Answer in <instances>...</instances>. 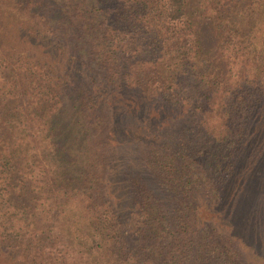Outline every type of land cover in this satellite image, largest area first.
Wrapping results in <instances>:
<instances>
[{"label":"rangeland","instance_id":"374dc122","mask_svg":"<svg viewBox=\"0 0 264 264\" xmlns=\"http://www.w3.org/2000/svg\"><path fill=\"white\" fill-rule=\"evenodd\" d=\"M77 1L67 13L64 0H0V127H5L4 121L10 119L12 127H23L31 134L32 129L35 131L43 123L39 118L43 112L46 120H50V105L37 104L39 101L35 99L38 94L48 93L49 81L45 82L44 74H37L36 69L30 70L29 74L19 71L20 65L33 66L34 57H41L42 52L33 44L43 43L47 47L49 42L58 64L47 58L48 63L55 66L62 77L67 75V81L69 77L77 87L85 86L81 92L70 89L67 104L60 111L66 112L70 119L60 122L58 118L59 133L63 134L68 122L69 128L76 125L75 119L82 117L80 110L90 115L91 123L77 133L73 130L72 142L67 141L65 132L63 139L53 138L56 147L47 149V159L37 157L35 164L30 162L29 166L35 168L34 182L33 178L32 182L28 179L32 187L26 186L24 197L17 191L21 186L16 182L18 177L13 179L18 185L12 198L13 206L17 208L12 210L13 213L7 211L5 223L17 224L18 213H21L18 209L21 208L29 209V212L35 208L38 212L44 209L45 213L34 219L35 229H30L29 234L17 235L18 248L0 238V264H9L13 259L20 261L18 264H36L37 255L31 251L42 231L52 230L46 234L54 235L52 242L58 246L64 240L63 229L57 232L55 227L66 219L67 214L71 223L77 220L85 223L86 208L97 212L104 210L106 205L112 206L117 221L128 231L130 247H137L140 253H143L144 245L162 243L168 257L176 241L187 236L189 239L182 243L192 247L193 258L199 257L205 249L212 253L207 254L212 257L207 264H264V62L259 61L253 69L252 58L247 57L248 52L257 48L261 51L258 55L264 58L261 40L264 27L254 35L258 41L244 40L241 36L228 41L223 32L233 30L234 25L222 20L216 28L211 24L215 15L207 10L210 2L190 0L189 9L194 12L191 29L214 34L211 26L215 28V37H207L205 47L207 59L212 63L207 67V75H211L213 85H208L207 92L205 83L194 84L196 95L201 97L198 108L176 106L163 113L157 108L160 106L155 105L158 100L143 86L146 81H153L150 73L147 78L140 77V87L145 91L125 87L122 90L117 84L111 82L110 86L106 79L94 74L80 51L84 46L86 50L93 48L90 51L94 52L97 43L104 41L102 30L110 32L115 25H105L102 17L101 29L95 27L94 15L85 11L86 0ZM125 1L130 4L139 0ZM37 2L42 4L41 8L37 7ZM50 5H54L60 23H51ZM97 8L106 10L103 5ZM199 14L203 15L204 23L197 18ZM44 17L45 21H42ZM73 20L76 27L71 31L67 29L68 22ZM87 30L90 35L84 40ZM122 31L114 34L115 45L129 51L126 41L133 32L130 29ZM49 36L52 37L48 41ZM238 48L244 50L238 51ZM46 51H50L49 48ZM51 72L53 75L54 68ZM127 74L123 79L134 80L130 78L132 74ZM136 76L137 73H133V77ZM14 80L15 84L9 85ZM15 99H24V102H15ZM97 102L101 108L93 114L87 107H93ZM29 103L31 107L27 108ZM77 104L82 107L80 110ZM136 105L142 109L133 111ZM121 108H126L127 112ZM89 135L94 137L88 139ZM32 141L27 142L30 156L44 150L38 141ZM61 144L65 149H73L69 158L59 153ZM51 163L53 167L60 163L61 176L72 178L70 194L80 192L67 199L64 209L55 208L60 198L57 192H51L46 201L45 189H35L38 178L53 181L52 173H48ZM91 177L95 184L89 183L90 190H87L86 183ZM153 195L155 202L153 198L149 199ZM6 202L4 209L1 208L2 213L9 209ZM150 210L154 211L152 217L145 212ZM159 226H162L160 233ZM16 231L18 233V229ZM141 233L145 235L140 236ZM157 234L162 238L154 239ZM20 235L25 237L20 238ZM28 235L31 236L28 238ZM116 237L120 239L118 233ZM46 255L42 262L48 264ZM150 259L154 260L153 257Z\"/></svg>","mask_w":264,"mask_h":264},{"label":"trees","instance_id":"16d2710c","mask_svg":"<svg viewBox=\"0 0 264 264\" xmlns=\"http://www.w3.org/2000/svg\"><path fill=\"white\" fill-rule=\"evenodd\" d=\"M64 1V3H66L65 12L67 13L70 12L69 8L71 5L78 3L77 0ZM189 1L190 0H139L137 3L132 2L127 4L125 0H86L85 4H87V7L85 11L94 15V21L96 23V26L95 23H93L92 26L100 27L101 29V26H103L101 18L104 17L106 21L105 25L111 26V24H113L115 27H113L110 32L107 30V33H105V30H102L104 41L103 43H97L99 45H97L98 47L94 52L90 51L93 48L86 50L83 46L80 53L86 62L90 63L91 70L94 74H97V77H101L104 80L106 79L107 84L110 86L111 82L117 84L118 88L122 90L125 87L133 91H145V89L140 87V77L145 76L147 78L150 73L153 81L150 82L148 80V83L146 81L143 86L153 98H156L155 100H158L155 102V105H159L160 107L157 108L163 113L167 109L176 106H195L198 108L201 97H198L200 95H196L198 93L197 90H195L194 84L198 83L201 85V83H205L207 87L208 85H213L211 75H207V67L212 65V63L207 59L208 53L205 47L207 45V37L214 38L216 34L214 26H211L214 34L199 30L193 31L191 29L190 24L194 12L189 9ZM207 2H210L208 6L209 9L207 10H211L215 15V21L213 22L211 20L212 25L215 24V27L218 28L222 20L227 24L234 25L233 30L223 32V36L228 38L226 40L230 41L232 38L241 36L244 40L248 39L252 42L258 41L254 35L260 32V29L264 27V0H207ZM35 4L38 8L42 7V4L40 5L39 2ZM36 5H34L35 9H37ZM102 5L106 6L105 11L103 8H97V6ZM126 7L128 10H126ZM49 8H52L50 10L51 23L55 21L60 23L54 5H50ZM108 10H115L114 13H117L115 19L113 18L114 13ZM97 12H101L102 14H97ZM34 13L36 15L38 14L37 11H34ZM95 15L98 17L96 18ZM197 18L202 20L203 23L205 22L203 15L199 14ZM42 21H45V17L42 18ZM219 21L220 23L217 24L216 22ZM68 26L67 29L73 31L76 27V23L74 20L70 21L68 22ZM126 29H130L133 32L131 33L132 37L126 41L128 45L126 48H128L129 51L117 47L114 42V34L117 32L122 33V30ZM36 34L41 36L38 31H36ZM89 35L87 30L84 40L89 37ZM66 36L70 37V34L67 33ZM51 37L52 36L46 38L49 41ZM261 40L264 44V37ZM33 46H35L37 51L40 53L42 52V54H40L41 57H39V59L34 57V62L31 63L33 66H30V64H25L24 66L20 65L19 71L22 70L21 72L24 71L29 74L30 70L36 69L35 72L37 74H44L46 77L44 80L45 82L49 81L47 85L48 93L41 94L40 96L38 94L35 96V99L39 101L37 104L50 105V120H46V116H44L45 113L43 112L39 117L42 119L43 123L35 131L32 129L31 134L28 133L29 130L23 127H12V124L9 123L10 119L4 121L5 127H0V187H2L0 189V215L2 213L1 208L4 209L6 201V205L9 207L0 217V238L4 241H10L14 248H18V243L20 242L18 241L19 238H17V235L24 232H26L25 235L29 234L30 229H35L33 226L34 219L41 213H45L44 209L38 212L37 208H35L29 212V209L21 208L18 209L21 213H18L19 217L16 220L17 224L5 223V215L8 214L7 211L10 210L13 213L12 210H16L17 208L13 206L14 203L12 200L14 196L13 191L18 189V185H15V183L21 184L17 191L20 193L19 196L24 197L26 194V186L32 187L31 182L35 168L34 165L29 166L31 165L30 162H34L37 157H42L43 160H45L44 158L47 159V149L49 147H56V144L52 141L53 138L56 140L63 139L65 132L67 141L69 140L72 142V138L74 137L73 130L77 133L78 130H83L85 126H91L89 122L90 115L88 116L85 110H80L82 107L77 104L82 115L81 119L76 118V125L72 128H69L70 125L68 122L67 126L63 129V134L59 133L60 123H57L58 118H60V122L70 119L66 117V112L60 113L61 108L63 110L67 104V96H69L68 93L70 89L75 92H81L85 86L77 87V84L69 77V81H67V75L63 74L62 77V75L58 73L60 71L51 63H48L47 58L52 60L53 63L58 64L57 61L54 60V53L50 49L52 48L50 42L47 47L46 44L43 43L42 45L35 43ZM48 48L50 51H46ZM240 50L243 51L244 49L238 48V51ZM260 53L261 51L257 50V48L247 53V57L252 58L253 69L258 66H256V64H259V61L262 60V62H264V58L258 55ZM39 64L43 65L40 66ZM149 67L151 68L150 70ZM53 68L56 74L54 72L53 75H50L52 74L51 70ZM127 72L132 74L130 78L134 80L123 79L124 76L128 75ZM133 73H137V76L133 77ZM41 77L40 75V78ZM92 78L95 81L97 80L95 76H92ZM15 81L16 80L9 85L15 84ZM32 84H34V82ZM24 86H26V82L23 87ZM208 90L209 87L207 88V92ZM16 101L24 102V99H15V102ZM136 102L138 101L136 100ZM147 104L148 103H145L146 106ZM26 105L27 108L31 107L30 103ZM100 108V103L98 102L93 107H87L93 114L100 111ZM141 109L142 106L136 105L135 109L132 110L140 111ZM123 110L127 112L126 108ZM26 111L29 113L28 109ZM118 120L121 121V119L117 118V121ZM125 130L127 131V129ZM83 136L84 135H81V139H84ZM93 137L94 135H89L88 139ZM30 139L38 141L44 150L41 153H34V156H30L27 147V142ZM224 140L227 141V135H225ZM44 143H46L45 146H43ZM60 148L59 153H63L69 158L73 149H65L62 147V144ZM50 165L51 168L48 169V173H52L53 181L47 178H38L36 180H39V182L36 181L37 188L35 189H40V191H44L43 189H45L46 201L51 192H57L60 198L56 201L55 208L62 207V209H64L68 204L67 199L72 194L80 192L70 194L72 189L71 184L73 182L72 178L61 176L58 165L55 167L52 166V163ZM46 168L48 167L46 166ZM43 169L44 167L41 168V170ZM41 173L44 174L43 171H41ZM16 176L18 180L15 182ZM54 176H57V180L54 179ZM28 179H30L31 182H29ZM82 179L84 180V177ZM91 179L92 177L86 183L87 190H90L89 183L91 186L95 184V181ZM141 179L147 181L144 178ZM65 181L67 182L66 185L64 183ZM87 198L89 199L91 196H87ZM152 198L153 202H155L156 198H154V195L149 197L150 200H152ZM9 205H11V207ZM39 206L41 207L42 205ZM111 207V205H106L104 210L97 212L86 208L85 223L80 220H77L76 223H71L67 214L66 219H63V221L55 227L57 232L61 231V228L63 229L61 232L64 240L63 243L58 246L52 242L54 235H48L52 233V230L47 231L48 234H46V231H42L41 236L37 238L39 240L38 243L33 246V250L31 251V254L35 253L37 255V258H35L37 260L36 264H46L42 262V259L47 254H45V251L48 252L46 255L48 264H67L70 262H79L80 264H207V260L212 258L207 256V254L211 253H207V249H205L204 253H201L199 257L193 258L192 247L188 243V246L186 243H182L189 239L187 236L179 238L176 241L168 257H166L165 253L166 247L162 243L144 245L142 246L143 253H140L137 247H130L128 240L129 236H126L128 231L117 221L118 217H116ZM69 212L72 213L71 209H69ZM145 212L149 214L148 217H152L154 211L150 210ZM62 213H64V211H62ZM77 217L79 218V215ZM23 221L27 223L25 224ZM64 222L67 224H62ZM25 227H27L28 230ZM17 229L18 233L16 231ZM157 229L160 233L162 226L157 227ZM35 232H37V230H35ZM116 233L119 234L120 239L116 237ZM31 235H28V238ZM35 235H37V233ZM139 235L143 236L145 234L141 233ZM24 237L25 236L22 235L21 237L20 235V238ZM158 237L161 236L157 234L154 239ZM146 238H148V236ZM48 239L49 244L47 243ZM135 242L136 241H134V245L136 244ZM142 242L146 243V240L143 239ZM134 251H138L139 254L137 255ZM142 256H151L154 260H151V257L143 258ZM19 262L20 261L13 259L9 264H18Z\"/></svg>","mask_w":264,"mask_h":264}]
</instances>
